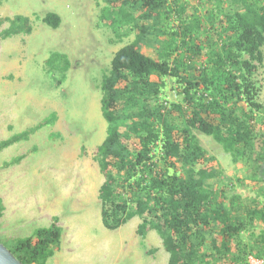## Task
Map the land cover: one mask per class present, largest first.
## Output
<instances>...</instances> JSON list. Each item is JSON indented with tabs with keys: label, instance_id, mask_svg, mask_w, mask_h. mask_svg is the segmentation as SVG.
I'll use <instances>...</instances> for the list:
<instances>
[{
	"label": "trees",
	"instance_id": "1",
	"mask_svg": "<svg viewBox=\"0 0 264 264\" xmlns=\"http://www.w3.org/2000/svg\"><path fill=\"white\" fill-rule=\"evenodd\" d=\"M102 1L98 26L112 29L117 42L134 33L113 55L99 86L107 132L94 158L104 177L103 226L116 230L138 217L137 233L145 238L155 230L169 264L264 260V103L256 78L264 65V0ZM37 20L57 29L62 18L47 11ZM34 27L29 16H1L0 41ZM148 43L157 57L143 52ZM44 63L59 86L71 64L68 55L52 50ZM168 78L175 101L164 93ZM56 120L50 113L1 140L0 151ZM198 133L241 163L246 174L236 181L253 197L237 192ZM4 211L0 197V218ZM58 221L53 216L50 225L6 246L24 264H47L60 249Z\"/></svg>",
	"mask_w": 264,
	"mask_h": 264
},
{
	"label": "rangeland",
	"instance_id": "2",
	"mask_svg": "<svg viewBox=\"0 0 264 264\" xmlns=\"http://www.w3.org/2000/svg\"><path fill=\"white\" fill-rule=\"evenodd\" d=\"M103 5L102 0H0V17L23 14L35 23L31 34L0 41V141L36 126L50 113L57 115L53 125L0 151L5 206L0 240L7 244L31 236L57 216L61 245L47 264H169L155 230L145 238L137 233L138 217L116 230L102 224L99 189L104 177L94 155L106 137L107 122L101 115L99 86L115 52L134 40L131 33L117 42L112 29L98 26ZM47 11L60 14L59 28L35 21ZM152 44L143 52L157 57ZM52 50L66 53L71 62L59 86L44 63ZM256 78L264 103V65ZM174 84L168 78L164 88L170 101L177 100ZM56 132L61 136H49ZM198 136L227 177L236 181L245 176L241 163H234L211 137ZM18 155H24L19 164L3 166ZM234 186L244 197L255 194L240 181Z\"/></svg>",
	"mask_w": 264,
	"mask_h": 264
},
{
	"label": "water",
	"instance_id": "3",
	"mask_svg": "<svg viewBox=\"0 0 264 264\" xmlns=\"http://www.w3.org/2000/svg\"><path fill=\"white\" fill-rule=\"evenodd\" d=\"M0 264H24L5 243L0 241ZM259 264H264L262 260Z\"/></svg>",
	"mask_w": 264,
	"mask_h": 264
},
{
	"label": "built area",
	"instance_id": "4",
	"mask_svg": "<svg viewBox=\"0 0 264 264\" xmlns=\"http://www.w3.org/2000/svg\"><path fill=\"white\" fill-rule=\"evenodd\" d=\"M250 261H251L252 264H259L260 263L259 260L253 259L251 257H250Z\"/></svg>",
	"mask_w": 264,
	"mask_h": 264
},
{
	"label": "clouds",
	"instance_id": "5",
	"mask_svg": "<svg viewBox=\"0 0 264 264\" xmlns=\"http://www.w3.org/2000/svg\"><path fill=\"white\" fill-rule=\"evenodd\" d=\"M259 261H262V260H259Z\"/></svg>",
	"mask_w": 264,
	"mask_h": 264
}]
</instances>
